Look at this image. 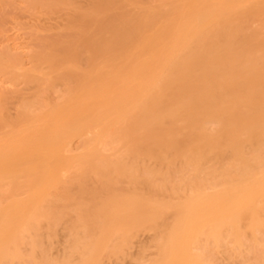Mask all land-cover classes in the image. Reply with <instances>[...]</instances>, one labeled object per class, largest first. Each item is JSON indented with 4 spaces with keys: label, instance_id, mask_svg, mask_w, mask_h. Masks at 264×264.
<instances>
[{
    "label": "bare ground",
    "instance_id": "bare-ground-1",
    "mask_svg": "<svg viewBox=\"0 0 264 264\" xmlns=\"http://www.w3.org/2000/svg\"><path fill=\"white\" fill-rule=\"evenodd\" d=\"M156 1L78 8L30 64L0 53V81L35 85L13 117L0 90V264L122 261L145 234V264L247 240L264 264V0Z\"/></svg>",
    "mask_w": 264,
    "mask_h": 264
},
{
    "label": "rangeland",
    "instance_id": "rangeland-1",
    "mask_svg": "<svg viewBox=\"0 0 264 264\" xmlns=\"http://www.w3.org/2000/svg\"><path fill=\"white\" fill-rule=\"evenodd\" d=\"M29 1L31 3H34V4L36 3V1L40 2V0H0V53L3 52L2 54H4V52H7V50H9L11 53L7 52V54L5 53V55H8V56H11V55L15 56L16 55V57H17L20 54V57L18 56L17 58H19V60L23 61V57H24L25 62L30 64V62L32 61L31 59H33L38 54V52L41 51L40 49H46V48L52 47L51 44L49 47H47L48 46L47 44H49V42L54 41L53 43H55V42L58 43V41H57L58 39L55 40V36H57L56 38H58V35L60 36V34H61V36L62 35L66 36L68 34L67 31H69V30L71 31L73 29V27H75V26H73V27H71V26L74 24L75 19H76V21L79 20V18L77 16L79 14V11H77L78 8L84 9L85 6H87V5L89 6L90 4H92L96 0H91V1L90 0H63V1L60 0L61 3H58L59 0L58 1L54 0L55 3H52L53 0H42L43 3L48 2L46 4L50 5L47 8H44V6H42L40 3L39 4L42 7L40 5L39 6H37V5L31 6V4L28 3ZM66 1L67 2L70 1V3L73 1L72 4H74V6L73 5L71 6L72 9L69 8L70 6L68 7L64 4V2H66ZM145 1H146V3H148V0H142V2H145ZM158 1H159V3H155V5H157V6L163 5L165 2V0H161V1L158 0ZM55 5L57 6L58 10H57ZM53 6H55V7H53ZM75 6L77 7V9ZM31 7H33V9H31ZM51 7H53V8L51 9ZM34 8H35V10H34ZM43 8H44V10H43ZM61 8H63V9L61 10ZM65 8H67V9H65ZM47 9H49V10H47ZM59 10H60V12L56 13ZM66 11L67 12L71 11V12H69L70 13L69 14ZM73 11H74V13L71 14ZM75 11H77L78 13L77 12L75 13ZM66 13L69 14L70 17H68ZM73 17H74V19H73ZM71 19L74 21L72 24H71V21H72ZM68 21H70V22H68ZM66 22L71 24V25L68 24L69 26H67ZM65 25L67 27L66 30H64ZM75 25H76V22H75ZM62 29L64 31H62ZM72 32H73V30H72ZM72 32H70V33L74 34V32L73 33ZM62 38H64V36L60 37L59 42H61L60 40L63 41ZM39 39L41 40V44L39 42L40 41ZM35 40H37V41H35ZM37 43H38V45H37ZM44 43H46V44H44ZM42 44L44 46H41ZM45 45H46V47H45ZM38 46H40V48H38ZM34 47H36V48H34ZM38 49H39V51H38ZM33 52H35V53H33ZM31 54L32 55L34 54V55L31 57L30 56ZM3 87H5L6 88L5 90H7V92H8L7 108H8V113L12 117L16 115V109H17L18 104H19V97L22 95L23 96L32 95L34 90H35L34 84H30L28 87L26 84L23 83V84L19 85L18 87H16V85H14V84H9V83L6 84V83L0 81V90H1V88L3 89ZM54 90H55V92H57V91L60 92L62 90V88L59 86V87L55 88ZM54 90H52L48 93L42 92V93H40V97H45V96L49 95V97L53 99L56 96V93L54 94V92H53ZM7 129H9V128H7ZM263 139H264V136H263ZM77 146L78 145L74 143L72 145V149L75 150V148ZM207 160L208 159H206V163L209 165L210 163H208ZM146 163H148V162H146ZM175 163H177V168H178V164L180 163V160H179V163H178V160ZM174 165L176 166V164H174ZM162 167L164 168L165 166H162ZM173 169L176 170V168L172 167L170 174L175 172ZM179 169H177V170H179ZM164 172H167V170ZM168 172H169V170H168ZM180 172H181V169H180ZM176 174H177V172H176ZM176 174H174L175 177L173 175L170 176V179H171L170 181H172V182H175L177 180L180 181V179H177V177L179 176V178H181L182 174L178 173L179 174L178 176ZM170 181H169V183L167 182V184H166L168 187L171 186V185H168V184H170ZM167 191H168V189H167ZM165 192H164L165 195H167V196L170 195V193H169L170 190L168 192H166L169 194H166ZM61 230L58 233V236H60V235L61 236L60 237L57 236L55 238V240H53V242L55 241L56 244L54 242L55 245H53L54 247H52L53 249H51L52 253H53L52 256H54V255L56 257H58V256L62 257L63 256L62 254L64 253V251L62 249L64 246H66L65 244L67 243V241L64 238L63 230L62 231ZM145 235H147V234H145ZM145 235L140 236L137 239L138 242L134 243V245L131 248L133 250L132 254L129 253L131 251L128 252L132 257L129 258L128 257L129 255H128L127 256L128 258H127L125 256L126 259L125 258L123 259L124 262H123V260L121 261V259L119 261L116 260L118 262H116L114 258H112V260L111 259H109V260L104 259L102 261L103 262L102 264H104V263L105 264H107V263L108 264H120V263L121 264H145V263H147L149 261V259L153 256L154 250L151 247H148V245L150 244L151 238L148 236H145ZM263 240H264V238H263ZM142 246L143 247L145 246L144 250L139 252L138 249ZM251 246H252V243L249 240H247L245 242V247L243 249L242 254H236V255H234V258H232V259L226 258V253L224 252L226 250V247L222 248L218 253V263L219 264H244V263L245 264H255V262H256L255 254H253L254 251H252L254 248L251 250L250 249V248H252ZM57 248H58V250H57ZM54 251H56V253ZM55 256H54V258H55ZM106 261H108V262H106Z\"/></svg>",
    "mask_w": 264,
    "mask_h": 264
}]
</instances>
